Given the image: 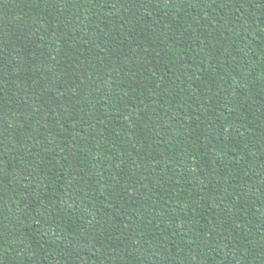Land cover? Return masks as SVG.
<instances>
[{"label":"trees","instance_id":"1","mask_svg":"<svg viewBox=\"0 0 264 264\" xmlns=\"http://www.w3.org/2000/svg\"><path fill=\"white\" fill-rule=\"evenodd\" d=\"M0 264H264V0H0Z\"/></svg>","mask_w":264,"mask_h":264}]
</instances>
